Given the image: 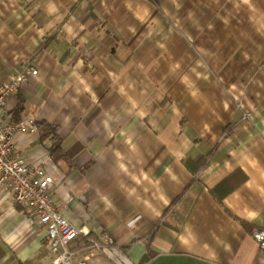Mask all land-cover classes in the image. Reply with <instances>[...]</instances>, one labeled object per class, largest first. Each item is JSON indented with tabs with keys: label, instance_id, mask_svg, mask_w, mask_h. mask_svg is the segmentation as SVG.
<instances>
[{
	"label": "crops",
	"instance_id": "0c3cea01",
	"mask_svg": "<svg viewBox=\"0 0 264 264\" xmlns=\"http://www.w3.org/2000/svg\"><path fill=\"white\" fill-rule=\"evenodd\" d=\"M38 129L43 163L88 264H264V0H0V82ZM248 117H245V114ZM0 190V264H49L46 229Z\"/></svg>",
	"mask_w": 264,
	"mask_h": 264
},
{
	"label": "built area",
	"instance_id": "2783aa9c",
	"mask_svg": "<svg viewBox=\"0 0 264 264\" xmlns=\"http://www.w3.org/2000/svg\"><path fill=\"white\" fill-rule=\"evenodd\" d=\"M39 69L27 61L22 69L0 82V190L10 194L14 204H20L29 213L31 220L45 227L52 259L49 264H88L78 258V250L73 247L81 236L88 239L87 247L103 250L112 239L104 241L89 235L86 227L72 224L58 208L54 194L55 180L43 163L28 162L15 153L16 138L20 132L36 131V121L32 118L13 120L7 108V99L31 75ZM248 117V114H245ZM254 244L264 253V228L257 227L251 233Z\"/></svg>",
	"mask_w": 264,
	"mask_h": 264
},
{
	"label": "trees",
	"instance_id": "16d2710c",
	"mask_svg": "<svg viewBox=\"0 0 264 264\" xmlns=\"http://www.w3.org/2000/svg\"><path fill=\"white\" fill-rule=\"evenodd\" d=\"M22 109V106L17 107V109L13 112L12 118L13 120H19L20 118L16 119V116ZM12 113V112H11ZM37 129L40 134L41 141H49V150L51 151V154L56 159L58 152L61 151V147L58 144V136L56 133V128L51 126L50 124L44 122V121H37L36 122ZM145 261V259L142 260L141 264Z\"/></svg>",
	"mask_w": 264,
	"mask_h": 264
}]
</instances>
